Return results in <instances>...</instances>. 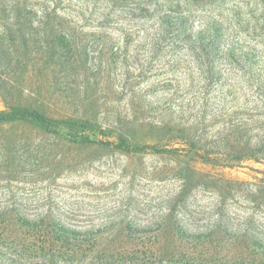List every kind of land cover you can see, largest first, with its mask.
<instances>
[{
    "label": "rangeland",
    "instance_id": "rangeland-1",
    "mask_svg": "<svg viewBox=\"0 0 264 264\" xmlns=\"http://www.w3.org/2000/svg\"><path fill=\"white\" fill-rule=\"evenodd\" d=\"M19 109L49 123L0 120V228L42 231L0 264H264V162L221 166L264 132V0H0Z\"/></svg>",
    "mask_w": 264,
    "mask_h": 264
},
{
    "label": "trees",
    "instance_id": "trees-1",
    "mask_svg": "<svg viewBox=\"0 0 264 264\" xmlns=\"http://www.w3.org/2000/svg\"><path fill=\"white\" fill-rule=\"evenodd\" d=\"M21 9H19L18 7L16 8L15 12L19 13V16L24 13H21ZM20 20H17L14 22V24H12L10 26V28H4V33L6 32L7 34H12L13 30L12 29H16L17 30V34L19 36H23L24 35V30H26V28H22L20 22ZM29 29H31V26H29ZM15 30V31H16ZM25 36V35H24ZM23 36V40L20 42V44H23L24 46L28 45L25 38ZM29 46V45H28ZM55 51V50H54ZM50 55V54H49ZM22 112V113H21ZM21 113V114H18ZM0 120L2 121H30L32 123H34L35 125L41 127V128H47L48 127V123L49 120L43 116L42 114H40L39 112H36L34 110H29V109H19L18 112H13L11 114H6V115H0ZM234 156L228 158L229 156H224L225 158H222L223 161L226 164H222V167H228V168H232L235 166V164H239L241 163L243 160L246 159H254L257 162H264V132L263 135L261 136V138L257 139L256 142L254 144H244L241 147L235 148L234 149ZM192 160H196V159H202L199 157V155L194 152L193 156L191 157ZM219 160V159H218ZM216 159L213 158H208L205 161L206 163H213V165H216L214 163H217ZM212 165V164H211ZM39 228H24V226H18V227H13L12 229H7V228H0V239L1 240H7L10 238H13L14 241H25L28 239V237L31 236V233L38 232ZM10 231L12 232L11 234H13V236L11 234H5V232ZM39 231H42V228L39 229ZM58 235V234H57ZM61 236H55L54 237H50L48 239L47 242H45V244L42 242L41 245L37 246V250H39L40 252H53L55 250H57L55 248L56 244H60V245H65L67 239L65 238V236L63 234H60ZM63 236V237H62ZM56 252V251H55Z\"/></svg>",
    "mask_w": 264,
    "mask_h": 264
}]
</instances>
